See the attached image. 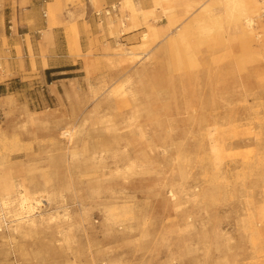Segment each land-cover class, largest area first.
Listing matches in <instances>:
<instances>
[{
	"label": "rangeland",
	"instance_id": "rangeland-1",
	"mask_svg": "<svg viewBox=\"0 0 264 264\" xmlns=\"http://www.w3.org/2000/svg\"><path fill=\"white\" fill-rule=\"evenodd\" d=\"M185 1L139 0L158 36L124 0H53L34 50L26 36L29 59L0 37V198L5 182L52 197L25 233L0 209V264H264V54L211 49L192 26L177 37L192 19ZM256 1L253 47L264 44ZM55 36L49 66L73 71L51 76ZM99 147L104 161L87 166ZM119 150L133 170L116 165Z\"/></svg>",
	"mask_w": 264,
	"mask_h": 264
},
{
	"label": "bare ground",
	"instance_id": "bare-ground-1",
	"mask_svg": "<svg viewBox=\"0 0 264 264\" xmlns=\"http://www.w3.org/2000/svg\"><path fill=\"white\" fill-rule=\"evenodd\" d=\"M168 1L169 0H156V4H166ZM121 5L124 10L132 11L134 19H137L140 14L143 15L144 21L149 28V32L154 36H158L161 33L160 30L152 23H149V14L145 13L143 9L140 8L139 0H124V3H121ZM220 8H223V14L216 15L215 11ZM168 9L169 8H165V10ZM259 10V5L256 0H186L185 12L187 14H184V16L190 13L191 15L189 18L192 17V19L185 28L177 30L176 36L186 40V38H188L187 34L194 31V29H192L193 27L198 29V32H200L204 39H209L211 49L216 50L219 47H225L226 50H230L231 53H233L235 51V45L238 44L237 46L246 52L248 51L252 53L255 51L263 55L264 44L259 47H253L251 44V41L258 36L253 29V24L255 23L256 18L260 17ZM109 13L110 11L107 12L108 15ZM224 18H227V20H224ZM171 20L172 18L169 16L168 22L170 23ZM176 23L177 21L173 24ZM225 23L227 24V27L224 25ZM121 24L124 25L123 22H121ZM134 28H138V25H134ZM232 32H238L239 34L234 33L235 35L232 36ZM144 37L146 39L147 34H145ZM77 46L81 48L79 37L77 38ZM123 51L129 56H138V54L132 50L124 49ZM255 55L260 57L259 54ZM262 57H264V55ZM238 65H243V63ZM180 69H183V67H180ZM229 74L230 73H228V71H224V76H228ZM209 78L211 81L214 78V82H216L217 80L223 78V76L217 75L216 71H214L213 74H209ZM210 85L213 86L211 83ZM119 92L120 90H115V92H112V96H115V93L119 94ZM127 93H130V91L124 92V96ZM217 103L218 102H216V104ZM133 132L134 130H132V133ZM61 135L67 139L69 143L78 144L75 140L77 137L75 132L65 130L61 133ZM111 137H120V135L113 134ZM85 149H88L86 145ZM71 155L76 156L77 151L74 150L71 152ZM115 156L118 157L116 165L119 162L124 161L123 168H125L126 171H131L137 166V162L132 158L127 150H119V153ZM87 161L90 162L91 165L87 166L93 168H96L104 161L103 152H100V147L90 153ZM119 168L120 166L118 169ZM2 190L6 193L5 196L7 197L0 198V209L2 212L11 214L14 218L12 222L14 225L12 227L14 233H25L26 231L36 229L38 226V217L36 216V213L44 206L43 202L51 203L52 197L50 193H47L46 195L32 193L23 183L14 184L8 182H5L4 184L2 183ZM172 196L174 197V195ZM39 218H41L42 221L44 220V216L42 214H40ZM52 218L53 216L50 220ZM191 219V216L187 217L188 227H193ZM70 226L71 224L69 227Z\"/></svg>",
	"mask_w": 264,
	"mask_h": 264
},
{
	"label": "crops",
	"instance_id": "crops-1",
	"mask_svg": "<svg viewBox=\"0 0 264 264\" xmlns=\"http://www.w3.org/2000/svg\"><path fill=\"white\" fill-rule=\"evenodd\" d=\"M16 1V5H17V12H16V17L18 19V22L22 23V25H20V27L18 28V33L15 34V32L13 31V19H14V8H13V2L14 0H5L6 5H5V9L10 11L9 14V21H7L8 17L6 16V13H4L3 15L0 14V37L5 36L8 40V42L12 45V48H15L17 46L18 43H22L25 47V50L28 53V59H29V52H28V47H27V39L26 36H30L31 37V45H32V49L34 50L33 47V40L32 37L34 35H36L38 32H40V29L42 27H45V21L43 18L44 14L46 13V4H48L49 2L53 1V0H15ZM89 1V0H86ZM100 1H104L106 2L108 5H111L113 2L118 1V0H100ZM5 10V11H6ZM95 19V17L93 15H91V13H89V21L92 22ZM7 23H9V26L7 25ZM59 29L55 28L53 31L54 35H57V31ZM83 35H87L85 33H83ZM58 41L56 39V36L54 37V44L55 47L51 50L52 55L48 56L47 58V65L48 67L45 69L46 72H49V74L52 76L56 73L62 74V73H68L70 71L67 70H61V71H54L56 69H60L62 67H50V61L52 60L53 57L56 56V54L58 53ZM15 45V46H13ZM38 60H40L39 62H41V66H42V60L39 58L40 57V53L37 54ZM37 65V62H36ZM31 62L26 63V67L31 68ZM67 66H70L71 68H75L77 67V63H73V64H68Z\"/></svg>",
	"mask_w": 264,
	"mask_h": 264
},
{
	"label": "built area",
	"instance_id": "built-area-1",
	"mask_svg": "<svg viewBox=\"0 0 264 264\" xmlns=\"http://www.w3.org/2000/svg\"><path fill=\"white\" fill-rule=\"evenodd\" d=\"M96 15H98V16H99V14H96Z\"/></svg>",
	"mask_w": 264,
	"mask_h": 264
},
{
	"label": "trees",
	"instance_id": "trees-1",
	"mask_svg": "<svg viewBox=\"0 0 264 264\" xmlns=\"http://www.w3.org/2000/svg\"><path fill=\"white\" fill-rule=\"evenodd\" d=\"M49 73V72H48Z\"/></svg>",
	"mask_w": 264,
	"mask_h": 264
}]
</instances>
